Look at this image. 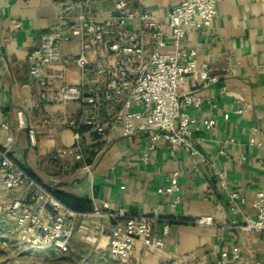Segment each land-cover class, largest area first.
<instances>
[{"label":"crops","instance_id":"crops-1","mask_svg":"<svg viewBox=\"0 0 264 264\" xmlns=\"http://www.w3.org/2000/svg\"><path fill=\"white\" fill-rule=\"evenodd\" d=\"M73 1L0 0V122L10 124L9 146L17 161L53 192L89 201L92 207L109 202L130 214L157 215L154 234L164 244L147 249L138 243L136 264H217L221 252L234 246L242 249V258L228 264H264V232L242 228L247 217L255 214L251 200L264 169V0H221L212 28L193 31L184 42L196 48L198 62L208 66L213 79L209 86L197 89L204 104L193 111L197 117L218 119L215 129L196 134L206 161L185 151L173 152L165 140L144 161L149 141L145 134L123 137L113 131L96 144L90 174L72 155L53 158L58 149L72 144V131L64 122L77 115L79 105L57 101L40 105V87L28 76L29 53L38 47L44 32L62 24V5ZM134 1L164 22L168 10L183 0ZM111 8L110 1L102 0L86 11L100 16ZM77 52V42L63 45L65 55ZM65 76L69 84L80 81L74 64L65 68ZM186 89L194 88L189 83ZM18 110L24 111L26 128L17 126ZM225 113L228 120L223 118ZM30 127L36 131L35 145L28 138ZM252 127L258 129L256 139L261 145L250 143ZM230 138L234 142L225 144ZM5 142L6 135L0 133V146ZM216 169L227 173V187L213 175ZM174 170L181 172L182 200L176 208L171 206L174 195L157 192L168 184ZM231 191L243 200H232ZM19 195V190L9 195L0 189L1 201ZM204 216H211L213 223L180 222ZM165 222H169L166 233ZM80 223L91 225L84 219ZM13 228V221L0 225V231L10 237ZM79 242L85 243L76 233L71 251ZM106 243L104 237L101 248L85 244L94 253L106 254L102 248Z\"/></svg>","mask_w":264,"mask_h":264},{"label":"built area","instance_id":"built-area-1","mask_svg":"<svg viewBox=\"0 0 264 264\" xmlns=\"http://www.w3.org/2000/svg\"><path fill=\"white\" fill-rule=\"evenodd\" d=\"M100 1L64 3L62 24L44 32L38 47L28 55V76L40 87V105L57 101L62 105L77 103L80 107L77 115L64 122L72 131V144L58 149L53 158L72 155L90 174L96 144L118 131L123 137L147 136L144 161L162 140L173 152L185 151L206 161L196 134L215 129L218 119L197 117L193 111L204 104L197 89L209 86L213 79L208 66L198 62L196 48L184 46V42L191 32L212 28L221 0H183L168 10L164 22L150 9L135 5L134 0H108L112 8L107 15L86 11ZM75 9L78 12L73 15ZM69 42H77L79 52L65 55L63 45ZM70 64L80 72L77 84L67 82L65 68ZM53 66L59 70H51ZM189 83L193 90L186 89ZM223 118L228 120L229 114ZM16 119L19 128L27 127L23 110L16 112ZM9 131L10 124L0 122V133L6 135V142L0 146V189L9 195L19 190L20 195L0 200V225L13 221L10 232L21 244L65 253L71 250L76 233L96 248H101L106 237L102 248L110 260L119 264H136L138 243L147 249L163 246V240L154 234L157 215L130 214L124 207H112L109 202L94 204L87 213L64 204L17 161L10 150ZM257 131L256 127L251 128L250 143L261 145L256 139ZM28 138L31 145L36 144L33 127L28 129ZM224 142L232 143L234 139ZM220 153L226 154L225 149ZM213 175L227 187L225 171L216 169ZM180 176L181 172L174 170L168 184L157 189L159 194L174 195L173 208L182 200ZM229 195L232 200H243L236 191ZM251 206L255 214L247 217L242 228L264 232V169ZM80 219L89 220L92 226L81 224ZM168 223L164 224V233ZM194 223L212 224L213 219L204 216L194 219ZM241 253L239 246L224 250L217 264L238 261Z\"/></svg>","mask_w":264,"mask_h":264},{"label":"rangeland","instance_id":"rangeland-1","mask_svg":"<svg viewBox=\"0 0 264 264\" xmlns=\"http://www.w3.org/2000/svg\"><path fill=\"white\" fill-rule=\"evenodd\" d=\"M0 231V264H119L105 253H94L83 242L75 250L60 252L53 248L34 249L20 244L15 234Z\"/></svg>","mask_w":264,"mask_h":264},{"label":"trees","instance_id":"trees-1","mask_svg":"<svg viewBox=\"0 0 264 264\" xmlns=\"http://www.w3.org/2000/svg\"><path fill=\"white\" fill-rule=\"evenodd\" d=\"M29 172V171H28ZM30 173V172H29ZM31 174V173H30ZM32 175V174H31ZM33 176V175H32ZM34 177V176H33ZM35 178V177H34ZM52 193L64 204L72 208L73 210L76 211H83V212H90L92 210V205L89 201L86 200H80V199H75L71 196L64 195L61 193L53 192ZM172 220V219H171ZM169 220V221H171ZM172 222V221H171ZM180 222H193L194 220H182Z\"/></svg>","mask_w":264,"mask_h":264}]
</instances>
